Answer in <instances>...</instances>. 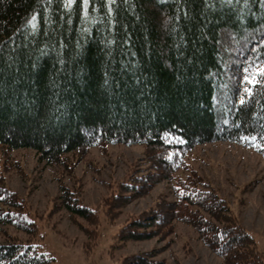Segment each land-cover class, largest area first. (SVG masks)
<instances>
[{"label":"trees","instance_id":"trees-1","mask_svg":"<svg viewBox=\"0 0 264 264\" xmlns=\"http://www.w3.org/2000/svg\"><path fill=\"white\" fill-rule=\"evenodd\" d=\"M262 68L264 0H0V155L29 149L55 165L141 145L151 178L170 181L174 200L128 220L117 237L149 240L182 222L225 264H264L227 202L185 162L216 142L264 157ZM0 191V204L19 206ZM72 204L71 215L96 217ZM20 212L0 211V224H17ZM154 254L122 264H162ZM0 264L54 260L11 239L0 243Z\"/></svg>","mask_w":264,"mask_h":264},{"label":"rangeland","instance_id":"rangeland-1","mask_svg":"<svg viewBox=\"0 0 264 264\" xmlns=\"http://www.w3.org/2000/svg\"><path fill=\"white\" fill-rule=\"evenodd\" d=\"M112 2L108 0L109 5ZM185 162L227 202L230 215L252 236L264 259V157L239 145L216 142L195 147ZM153 174L141 145L92 148L80 157L66 155L55 165L41 162L29 149L0 155V185L19 203L17 208L1 203L0 211L23 214L17 224H0V243L11 239L36 243L54 264H122L152 251L153 260L162 264H225L182 222H175L173 232L162 237L127 242L117 237L128 220L174 200L171 182L160 178L155 182ZM66 202L88 207L96 217L89 221L71 215Z\"/></svg>","mask_w":264,"mask_h":264},{"label":"snow or ice","instance_id":"snow-or-ice-1","mask_svg":"<svg viewBox=\"0 0 264 264\" xmlns=\"http://www.w3.org/2000/svg\"><path fill=\"white\" fill-rule=\"evenodd\" d=\"M261 72H264V68L261 69Z\"/></svg>","mask_w":264,"mask_h":264}]
</instances>
